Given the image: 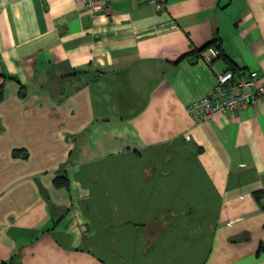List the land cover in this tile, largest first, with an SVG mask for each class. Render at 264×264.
<instances>
[{
	"label": "crops",
	"instance_id": "obj_1",
	"mask_svg": "<svg viewBox=\"0 0 264 264\" xmlns=\"http://www.w3.org/2000/svg\"><path fill=\"white\" fill-rule=\"evenodd\" d=\"M104 1L0 0V264H264V101L187 110L264 76V0Z\"/></svg>",
	"mask_w": 264,
	"mask_h": 264
},
{
	"label": "built area",
	"instance_id": "obj_2",
	"mask_svg": "<svg viewBox=\"0 0 264 264\" xmlns=\"http://www.w3.org/2000/svg\"><path fill=\"white\" fill-rule=\"evenodd\" d=\"M84 13L95 17L107 11L104 0H81ZM160 5L164 0H151ZM217 51L209 47L205 53L207 62L217 56ZM259 99L264 101V76L256 70H249L245 76H239L227 69L217 73L215 83L206 95L191 103L188 112L197 122L210 121L218 113L236 114L255 104Z\"/></svg>",
	"mask_w": 264,
	"mask_h": 264
},
{
	"label": "rangeland",
	"instance_id": "obj_3",
	"mask_svg": "<svg viewBox=\"0 0 264 264\" xmlns=\"http://www.w3.org/2000/svg\"><path fill=\"white\" fill-rule=\"evenodd\" d=\"M34 72H35V75H36V76H35V77H36V80H38V79L41 77L40 80H38V81H39L38 87H40V88H43L44 85H46V86H50V84H51V85L54 84L55 81H56V79H57V77H54L55 75L52 76V75H48V74H47L46 79L43 80V79H42V76H40V75L42 74L41 70H40V71L38 70V72L35 70ZM36 73H37V74H36ZM61 76H62V77H61ZM0 77H1V78L11 79V80H14V81H18V82L20 83L19 79H18L15 75H13V74H11V73H7V72L2 71ZM58 77L61 79V78L64 77V75H60V76H58ZM24 87H25V86H24Z\"/></svg>",
	"mask_w": 264,
	"mask_h": 264
},
{
	"label": "trees",
	"instance_id": "obj_4",
	"mask_svg": "<svg viewBox=\"0 0 264 264\" xmlns=\"http://www.w3.org/2000/svg\"><path fill=\"white\" fill-rule=\"evenodd\" d=\"M208 46H210V45H207V46H205L204 47V49L203 50H205ZM2 87H0V89H1ZM55 183L57 184V185H60V184H66L67 183V180L65 179V178H63V177H56V179H55Z\"/></svg>",
	"mask_w": 264,
	"mask_h": 264
}]
</instances>
